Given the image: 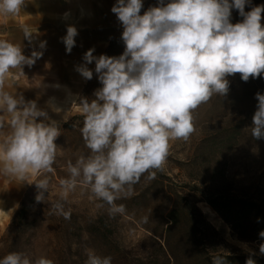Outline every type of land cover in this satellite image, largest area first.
<instances>
[{
  "label": "clouds",
  "instance_id": "9594fccd",
  "mask_svg": "<svg viewBox=\"0 0 264 264\" xmlns=\"http://www.w3.org/2000/svg\"><path fill=\"white\" fill-rule=\"evenodd\" d=\"M250 0H158L143 15V0H117L111 8L123 27L125 45L119 57L93 56L95 49L84 54L86 64L95 61V73L102 87L95 99L79 101L83 126L80 129L87 156L67 164L68 178L61 179L60 200L67 201L78 186L88 188L92 196L109 206L112 215L123 214L125 206L116 201L130 196L133 186L148 173L155 179L163 171L170 154L171 142L187 141L196 131L193 112L213 95L226 96L227 77L240 74L245 82L264 74V6L245 12ZM25 7V0H0V16L14 17ZM235 8L242 22H231ZM68 13H65L67 16ZM24 39L33 33L21 24ZM78 35L74 26L67 27L62 38L71 53ZM46 42H41L44 48ZM43 52L25 56L19 44L0 39V129L11 131L0 139V174L21 181L29 176H43L34 184L39 190L36 201L42 202L49 189L46 173H54L57 158L56 139L60 127L35 101L25 102L5 90L11 70L31 67ZM81 65L77 71L86 80L93 71ZM257 110L251 135L264 139V94L257 93ZM58 109V108H57ZM38 118H43L39 120ZM65 219L63 203L53 205ZM144 222H147L145 218ZM264 238V231L259 233ZM264 255V243L259 246ZM85 264H112L110 256L89 251ZM0 264H33L22 253H9ZM34 264H54L40 257ZM212 264H228L226 257H212ZM245 264H256L251 256Z\"/></svg>",
  "mask_w": 264,
  "mask_h": 264
},
{
  "label": "rangeland",
  "instance_id": "374dc122",
  "mask_svg": "<svg viewBox=\"0 0 264 264\" xmlns=\"http://www.w3.org/2000/svg\"><path fill=\"white\" fill-rule=\"evenodd\" d=\"M53 1L25 0V7L18 16H0V39L19 44L25 56L30 57L33 51L43 52L31 67L23 66L24 74H20L19 69L11 70L5 90L17 98L23 96L25 102L35 101L38 108L57 122L61 132L55 141V171L45 174L49 178V189L42 202L35 199L39 190L34 183L43 176H29L21 181L0 174V259L15 252L26 255L33 264L40 257L52 259L54 264H85L88 252L94 251L101 257L110 256L112 264H168L158 243L163 240L172 195L188 193L182 186L191 183L189 173L198 179L200 187L231 185L236 194L251 193L255 188L264 191V139L257 140L251 135L257 108L239 100L235 94L238 90L236 74L229 76L228 94L213 95L193 112L196 131L190 138L171 142L163 171H157L155 179H148L145 173L133 186L130 196L116 201L117 205L125 206L123 214H110L109 206L82 186L70 193L67 201H61L59 181L69 176L68 162L75 164L80 156L90 154L80 131L84 118L79 101L95 99L94 93L102 84L96 73L83 85L70 109L68 99L74 95L51 88L47 83L56 65V53L47 44L58 28L49 15L41 12L43 7L48 9L54 4ZM168 2L170 0H164L165 4ZM143 5L141 15L149 7L158 6V0H147ZM21 24H27L34 34L31 42L24 39ZM261 24L264 26V13ZM41 42H46L44 48H40ZM124 49L122 39H116L109 43L105 54L119 57ZM56 101L65 104L64 109H57ZM41 119L38 118V122ZM10 131L6 124L0 129V139ZM208 143L224 146L205 150ZM57 202L63 203L64 211H71L70 219L54 210ZM22 203L27 212L20 223H13ZM196 207L207 225L219 235H213L208 226H201L198 233L200 264H212L216 249L223 254L236 252L242 259L248 254L264 257L259 253L260 244L239 241L226 224L216 228L206 214V209L213 211L205 203L197 202Z\"/></svg>",
  "mask_w": 264,
  "mask_h": 264
},
{
  "label": "trees",
  "instance_id": "16d2710c",
  "mask_svg": "<svg viewBox=\"0 0 264 264\" xmlns=\"http://www.w3.org/2000/svg\"><path fill=\"white\" fill-rule=\"evenodd\" d=\"M255 6H262V0H250V3L245 6V12L250 11ZM231 12L233 24L242 22L243 17L239 15L237 9L233 8ZM105 53L106 51L103 55H106ZM95 75L94 71L93 77ZM235 78L238 87L235 94L239 100L245 105L257 108L256 94H264V74L257 78L250 77L247 82L241 79L239 73L236 74ZM213 146L216 145L208 143L205 150L211 149ZM218 146L221 148L224 144L216 147ZM187 177L193 184L186 183L182 186V190L188 193H181L180 195L170 193L174 196L172 197L173 204L166 216L163 240L158 243L159 250L168 264H200L201 253L198 249V233L201 226H208L213 235L219 236L217 231L205 222L202 213L196 207L197 202L205 203L213 213H216L239 241L260 245L264 243V238L259 236V233L264 231V191L255 188L251 193L236 194L231 185H222L217 188L210 184L201 183L205 186L200 187L197 185L200 182L198 179H194L193 175L189 173ZM26 212L27 207L22 203L13 223H20ZM230 249L238 251L233 247ZM217 255L226 257L228 264H245L250 256L256 264H264V257L255 255L248 254L246 258L242 259L236 252L223 254L216 249L213 256Z\"/></svg>",
  "mask_w": 264,
  "mask_h": 264
},
{
  "label": "crops",
  "instance_id": "0c3cea01",
  "mask_svg": "<svg viewBox=\"0 0 264 264\" xmlns=\"http://www.w3.org/2000/svg\"><path fill=\"white\" fill-rule=\"evenodd\" d=\"M146 1L143 0V4ZM53 3L48 9L43 7L41 12L43 15H49L58 28L47 44L56 53V65L53 67L55 71L49 75L47 83L51 88L62 92L66 90L74 95V98L68 99L71 101L68 107L72 109L78 94L87 82L77 71L79 66L86 64L84 54L89 49H95L93 56L98 58L103 55L111 41L121 39L123 27L116 15L111 12L117 0H55ZM65 13L68 15L65 16ZM68 26L76 27L78 32L71 53L66 52L65 44L62 42ZM86 66L94 71L95 61ZM54 106L62 110L65 104L56 101Z\"/></svg>",
  "mask_w": 264,
  "mask_h": 264
},
{
  "label": "bare ground",
  "instance_id": "6f19581e",
  "mask_svg": "<svg viewBox=\"0 0 264 264\" xmlns=\"http://www.w3.org/2000/svg\"><path fill=\"white\" fill-rule=\"evenodd\" d=\"M206 214L207 217L209 219V221L218 229L222 228L223 222L217 217L215 216V214L213 212H211L209 209H206Z\"/></svg>",
  "mask_w": 264,
  "mask_h": 264
}]
</instances>
